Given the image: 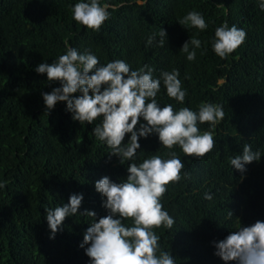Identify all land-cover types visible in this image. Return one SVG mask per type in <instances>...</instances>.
Segmentation results:
<instances>
[{
    "label": "trees",
    "instance_id": "obj_1",
    "mask_svg": "<svg viewBox=\"0 0 264 264\" xmlns=\"http://www.w3.org/2000/svg\"><path fill=\"white\" fill-rule=\"evenodd\" d=\"M79 2L90 0H0V183L5 185L0 188V264H91L80 245L94 218L79 214L94 211L97 221L108 214L95 182L108 176L120 183L130 163L139 165L156 154L168 159L170 151L185 165L181 175L188 172L190 178L168 185L161 199L175 224L153 229L160 249L171 252L176 264H224L214 255V242L238 229L240 222L264 221L262 0H99L114 6L99 31L73 19ZM191 11L203 16L205 30L179 24ZM225 23L243 29L246 39L221 58L212 45L216 28ZM162 28L167 32L164 45L158 46L157 35L146 46L148 37ZM191 37L201 40L193 61L180 51ZM68 47L81 54L90 51L100 64L120 59L131 70L147 64L157 79L162 72L178 70L185 102L168 97L163 81L157 102L197 112L202 103L221 105L225 116L214 128L198 123L201 134L213 132L214 149L189 157L178 145L165 148L152 134L139 139L134 160L121 164L119 157L109 158L111 149L93 134L103 117L80 124L65 102L51 112L44 104L41 93L60 87V82L48 81L35 69L57 61ZM140 123L146 122L141 118ZM129 139L126 134L123 143ZM246 143L261 159L247 164L242 174L230 160L242 154ZM205 193L213 199H205ZM73 194H83L78 214L66 218L50 239L45 209L67 204ZM124 223L133 226L134 221Z\"/></svg>",
    "mask_w": 264,
    "mask_h": 264
},
{
    "label": "clouds",
    "instance_id": "obj_2",
    "mask_svg": "<svg viewBox=\"0 0 264 264\" xmlns=\"http://www.w3.org/2000/svg\"><path fill=\"white\" fill-rule=\"evenodd\" d=\"M109 8L114 6L101 5L99 0L79 2L73 7V19L88 29L99 31L110 18ZM260 8L264 10V0ZM179 24H190L201 31L207 28L205 19L196 11L189 12ZM157 35L161 38L158 46L162 47L167 37L163 28L158 34L148 37L146 46L153 45ZM245 39L243 29L235 25L229 27L225 23L216 28L212 47L216 55L225 58ZM200 47L201 40L191 37L180 51L187 54V60L193 61L195 49ZM35 71L46 74L48 81L60 82V87L41 93L48 112L58 102H65L66 110L80 124H93L98 117H103L102 123L94 127L93 134L111 149L109 158L117 156L121 164L124 160H134L141 148L139 139L152 134L158 135L165 148L171 150L178 145L189 157H203L215 147L213 132L201 134L198 123L207 122L214 128L225 116L221 105L202 103L197 112L188 107L177 111L172 104L161 107L157 102L161 81L168 97L179 104L185 102L187 92L182 89L178 70L162 72L157 79L153 78L154 69L147 64L138 70H131L130 65L120 59L100 64L90 51L81 54L68 47L57 61L41 63ZM141 118L146 123H140ZM126 134H130V139L125 144ZM168 155V159L156 154L139 165L130 163L127 178L120 183L113 182L108 176L95 182L96 191L106 198L102 206L108 214L98 221L94 211L86 209L79 214L94 218L80 245L91 264H176L171 252L160 249V238L153 229L161 226L171 229L174 226L175 219L164 210L161 199L168 185L190 178V174L184 172L181 175L185 165L174 151ZM260 159L261 153L253 151L246 143L242 154L232 158L230 164L243 174L247 164ZM4 186L0 183V188ZM205 199L212 200L213 196L205 193ZM82 201L83 194H73L67 204L45 209V218L52 233L50 239L54 238L66 218L78 214ZM229 216H233L231 210ZM126 219H132L133 226H127L124 223ZM214 247V255L224 264H264V221L257 220L247 226L240 222L238 229L230 231L223 240L214 242Z\"/></svg>",
    "mask_w": 264,
    "mask_h": 264
}]
</instances>
